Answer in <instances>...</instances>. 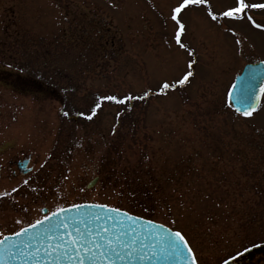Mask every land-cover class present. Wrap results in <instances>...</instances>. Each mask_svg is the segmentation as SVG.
<instances>
[{"label": "rangeland", "instance_id": "374dc122", "mask_svg": "<svg viewBox=\"0 0 264 264\" xmlns=\"http://www.w3.org/2000/svg\"><path fill=\"white\" fill-rule=\"evenodd\" d=\"M180 2L0 0V237L93 203L181 232L196 264L264 245V102L227 100L247 26L187 7L180 30Z\"/></svg>", "mask_w": 264, "mask_h": 264}, {"label": "water", "instance_id": "95a60500", "mask_svg": "<svg viewBox=\"0 0 264 264\" xmlns=\"http://www.w3.org/2000/svg\"><path fill=\"white\" fill-rule=\"evenodd\" d=\"M264 89V63L246 65L241 74L236 77L228 100L232 108L243 114L244 111L255 110L260 102ZM239 109L240 111H237ZM27 161L22 162L20 170L23 174ZM96 180L87 185L90 188ZM63 208L64 211L53 216L47 215L48 219H41L42 223L32 224L35 227H26L27 232L16 235H8L6 244L0 245V264H80L79 259L73 255L74 247L71 239H77V229L83 233V239H87V233H92V239L97 240V232L105 236V242L110 237L113 245L117 247L119 255L108 254L101 256L100 252L105 249H93L94 255H85L81 251L84 264H195L192 253L184 250L183 256L175 255L171 247L158 243L160 235L165 234L167 227L145 220L124 211H113L104 205L80 204ZM42 214L46 210H42ZM131 217V219H129ZM113 221L116 222L114 227ZM69 225L65 228L63 225ZM131 226V227H129ZM163 226V227H160ZM49 227L54 231L49 232ZM107 228L105 233L103 229ZM173 232V231H172ZM121 233H124L121 235ZM35 237L34 239H29ZM47 237V238H46ZM24 241L27 247L9 249V245L15 242L17 245ZM127 244L124 248L122 245ZM58 245H66L58 247ZM141 245H144L141 248ZM39 249V251H37ZM53 249H57L53 252ZM19 251V255H17ZM48 253L47 255L45 253ZM131 253V254H129ZM224 264H235L225 262Z\"/></svg>", "mask_w": 264, "mask_h": 264}, {"label": "snow or ice", "instance_id": "6c2138e0", "mask_svg": "<svg viewBox=\"0 0 264 264\" xmlns=\"http://www.w3.org/2000/svg\"><path fill=\"white\" fill-rule=\"evenodd\" d=\"M201 0H181V2L172 10V16L171 19L176 22L179 25L180 30H183V25L180 24V21L177 17V14L181 13V11L183 9H186L188 5L190 4H200ZM249 7H260V8H264V4L261 5H248L245 3V0H236V6H234L233 8L226 10L222 13V15L226 18H238L240 16L241 13L245 12L246 9H248ZM209 15L212 17L213 20L217 19V17L215 15H213L211 12H209ZM249 19H251L249 17ZM180 30L177 31L175 39H176V43L181 47L184 48L186 47V45H184L181 41V35H180ZM191 75V73H186L179 81L178 83L183 85L184 83L187 82L189 76ZM163 89H168L170 87L174 88L175 85H169L168 83H164L161 86ZM262 91H264V89H262ZM148 95V93H145V96ZM105 99L108 100H112V101H116L117 103H125L126 100H130V99H134L133 97H124L123 99L117 100V97L115 96H109V97H105ZM96 107H99V105H97ZM237 111H240L239 109H237ZM93 112H95V109H93ZM245 116H249L251 115V112L249 111H244L243 113ZM89 119H91V117H89ZM13 191H15V189H13ZM74 207H76L74 205ZM101 207H106V206H101ZM64 209H57L56 213H53L52 215L55 216L60 212H63ZM113 211H118V210H113ZM45 219H48V217L46 216ZM129 219H131V217H129ZM42 223V221L37 220L36 224H40ZM113 225L114 227L117 226L116 222L113 221ZM65 228L69 227V225L65 224L63 225ZM29 227H35V225H29ZM131 227V226H129ZM163 227V226H160ZM49 232L54 231L53 227H49L48 229ZM103 231L105 233L108 232V229L105 228L103 229ZM27 232L26 228L21 227L19 231L15 232L14 235H16L17 237H19L21 235V233H25ZM124 233H121V235H123ZM84 234L80 233L79 229H77V239H71L70 243L72 245H77L79 244V247H74L73 250V255L79 259L80 264H84V260L81 257V251H83V253L85 255H94L93 253V249H105V251L100 252L101 256H107L109 253L113 254V255H119V253L117 252V247L112 246L113 245V241L112 239L109 237L106 242H105V236L101 235L100 232L96 233V236L98 237L97 240H93L92 239V233L88 232L87 233V239H83ZM35 237L29 238V239H34ZM47 238V237H46ZM9 237L8 236H4L2 239H0V245H4L8 242ZM158 243L161 244L162 248L166 245L168 247H171L175 250L174 254L178 255V256H183L184 254V250L186 249L189 253H191V249L188 247V242L185 239L184 235H182L181 232L179 231H169L166 230L165 234L160 235L158 238ZM124 248H127L128 245L127 244H123L122 245ZM27 247V245L25 244L24 241H21L19 245H17L15 242H13L11 245H9V249L12 248H24ZM58 247H64L66 248V245H58ZM144 245H141V248H143ZM57 249H53V252H55ZM39 251V249L37 250ZM17 255H19V251H17L16 253ZM46 255L48 254L47 252L45 253ZM131 254V253H129Z\"/></svg>", "mask_w": 264, "mask_h": 264}, {"label": "flooded vegetation", "instance_id": "af4514ba", "mask_svg": "<svg viewBox=\"0 0 264 264\" xmlns=\"http://www.w3.org/2000/svg\"><path fill=\"white\" fill-rule=\"evenodd\" d=\"M245 3L248 5H261L264 4V0H245ZM234 6H236V0H201L200 4H190L187 7L194 8L195 11H198L199 15L204 16L210 22L214 21L217 22L219 25H222V23H224L225 26L228 27L227 31L229 32L230 36H236L235 33H239V31L234 29V24L241 23L244 24L245 27L247 26L245 29L247 62L245 64L254 65L258 63H264V8L249 7L245 10V12L241 13L240 16L235 19L226 18L222 15L224 11L231 9ZM209 12L215 15L217 19L213 20L212 17L209 15ZM249 17L251 19H249ZM241 33H243V31ZM235 52H237V48L234 50V53ZM259 52L262 55H260ZM2 73L9 75L11 73V69L5 68L3 72H0V74ZM263 102L264 92L261 97V104ZM26 158L29 159L30 163L31 157L27 156ZM19 161L20 160L16 161L14 164L15 170L14 168H11L9 171L12 177H15L17 174H20L19 169L20 167H22V164L19 163ZM29 163L27 164V166H25V169L29 166ZM262 259L264 260V248H258L252 251L248 256L239 260L237 264H260L262 263Z\"/></svg>", "mask_w": 264, "mask_h": 264}, {"label": "trees", "instance_id": "16d2710c", "mask_svg": "<svg viewBox=\"0 0 264 264\" xmlns=\"http://www.w3.org/2000/svg\"><path fill=\"white\" fill-rule=\"evenodd\" d=\"M147 96V95H146ZM146 96H138V97H133L134 99H130V101H139V100H142V99H144V98H146ZM123 99V98H122ZM115 104H122V103H117V102H114ZM65 112H63V114H64ZM76 115V114H75ZM74 117V116H73ZM77 117V116H76Z\"/></svg>", "mask_w": 264, "mask_h": 264}]
</instances>
